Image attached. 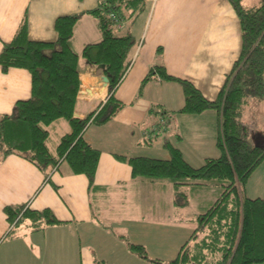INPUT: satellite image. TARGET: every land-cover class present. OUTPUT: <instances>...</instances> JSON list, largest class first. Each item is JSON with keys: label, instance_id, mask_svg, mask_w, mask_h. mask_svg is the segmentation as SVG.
<instances>
[{"label": "crops", "instance_id": "obj_1", "mask_svg": "<svg viewBox=\"0 0 264 264\" xmlns=\"http://www.w3.org/2000/svg\"><path fill=\"white\" fill-rule=\"evenodd\" d=\"M260 1L241 0V4L253 8ZM97 5L98 0H0V52L23 18L30 40L52 42L56 38L55 20L79 14L72 46L80 53L85 45L101 40L96 19L87 13ZM115 33L130 35L134 43L125 74L114 90V97L124 106L107 122L88 124L84 132V138L100 151L93 185L89 188L87 177L71 173L64 161L58 168L44 172L16 154L2 158L0 264H151L149 254L157 252L159 245L147 242L160 241L159 229L170 227V221H153L151 229L143 220L146 214L158 219L176 215L180 204L177 205L175 189L169 182L132 177L130 166L113 154L151 158L158 154V159H167L168 142L194 167L219 155L216 110L178 112L184 102L178 82L161 80L157 75L143 84L142 81L153 66L163 65L167 74L187 80L205 99L214 101L241 50L240 23L229 0H140L136 10L121 20ZM79 70L74 116L84 119L95 114L108 98V82L103 81L100 68L83 58L79 60ZM30 88L31 78L26 69L10 68L3 72L0 67V115L12 113L16 101L28 99ZM259 101L249 99L241 114L247 139L250 141L252 136L255 144L260 136L264 137V125H259L256 118V112H264V99ZM63 121L57 120L47 128V146L54 156L60 138L70 131L69 123L65 121L64 126ZM136 146L144 147V153L131 155L130 152H138ZM201 187L206 185H184L179 192L184 194L188 189L191 195ZM112 199L139 205L145 199L151 202L145 211L132 206L115 209L112 214ZM188 205L187 200L182 206ZM6 206L49 209L62 223L35 225L27 218L12 226L3 212ZM209 206H198L203 210L200 213ZM196 214L186 221L192 227L185 229L189 232L184 242L195 228ZM129 243L143 245L148 259L134 253ZM172 252L176 250L173 248Z\"/></svg>", "mask_w": 264, "mask_h": 264}, {"label": "trees", "instance_id": "obj_2", "mask_svg": "<svg viewBox=\"0 0 264 264\" xmlns=\"http://www.w3.org/2000/svg\"><path fill=\"white\" fill-rule=\"evenodd\" d=\"M138 1L98 0L97 7L87 13L96 19L101 40L85 45L80 53L72 46L79 14L55 20L56 38L52 42L30 40L23 18L13 38L3 44L0 67L3 72L10 68L26 69L31 78L30 97L16 101L12 113L0 115V160L16 154L44 172L58 168L64 161L71 173L87 177L89 188L93 185L100 151L84 138V132L88 124H103L124 106L114 97V90L125 74L134 43L130 35L115 33L110 15L123 20L136 10ZM229 2L239 19L241 50L214 101L205 99L187 80L167 74L163 65L153 66L142 81L143 84L157 75L161 80L178 82L184 95L178 112L216 110L219 155L194 167L168 142L167 159L113 154L130 166L132 177L169 182L178 197H185L179 192L184 185L215 184L221 188L213 203L195 217V228L172 260L148 259L143 245L129 243L134 253L151 264L264 263V198H249L244 192L249 175L264 158V137L260 136L258 143L252 145L241 122L247 101L264 99V0L253 8L243 7L241 0ZM80 58L93 66L104 64L101 70L108 79L109 92L99 110L84 119L74 116ZM60 119L69 123L70 131L60 138L54 156L47 146V128ZM3 212L12 226L27 218L35 225L62 223L49 209L6 206Z\"/></svg>", "mask_w": 264, "mask_h": 264}, {"label": "rangeland", "instance_id": "obj_3", "mask_svg": "<svg viewBox=\"0 0 264 264\" xmlns=\"http://www.w3.org/2000/svg\"><path fill=\"white\" fill-rule=\"evenodd\" d=\"M253 100L259 101V99H256V98H253ZM261 106L264 107V104L261 103ZM256 118L258 122H260L259 125H264V112L262 111L256 112ZM63 122H64L63 123L64 126H67L66 122L65 121ZM92 128H95V126ZM251 139L253 140L252 136L250 138V143L254 145L255 143L252 142ZM50 148H52L51 145H50ZM142 148L144 147L136 146L135 149L138 152L136 153L130 152L131 155H139V154L144 153V151H142ZM153 155L154 156L152 157L161 158L158 154H153ZM220 189H221L220 187H217L213 184H207L206 187H201L198 191H195L196 193L193 191L191 195L187 193L188 189H186L185 192H183L184 194H186V197H182V195H179L181 197H178L176 195V202L178 201V203L180 204V203L185 202V200L186 201L188 200L189 205L185 207L180 204L179 208L176 207V215H171V216L164 215V216H160L159 219L157 217L152 218L150 216H147V214L145 215L143 222L145 223L147 227L151 229H152V224H154V222L159 223V221L162 220L161 223H167L168 221H170V227L166 226L164 228L159 229L160 234L157 236V239L160 241L147 242L149 245H154V244L159 245V247L157 248L155 247L157 249L156 250L157 252H155L154 254H149V255H152L151 256L152 260H155V259H159V260H162V259L169 260L170 259L171 260L175 258L176 253L180 249L181 243L182 242L184 243V239L185 237H187V233L189 232V231L184 232L185 229L192 227V225H187L188 223L186 221L191 218L193 219L196 213H200L201 211H203L201 210L200 207L205 208L207 206V203L208 205L209 204L211 205V203L219 195L221 191ZM244 192H245V195L249 198H264V158L261 161V163L258 165V167L249 175L246 181V184L244 186ZM115 193L116 191L114 193H111L112 197H114ZM148 202H151V200L145 199L143 202H139L142 205L141 206L139 204H128V203L123 202L122 200L112 199V202H110L109 204V208L111 209L112 214L115 209L121 210V209H125L126 207L128 209H132L135 206L138 207L139 209L140 207H143L145 211L147 209ZM173 218H175L174 224L172 222ZM159 224L157 225L160 226ZM165 225H169V224H165ZM173 225H174V229H172ZM151 236L152 238H154L155 234L153 233ZM173 248L176 250V252L174 253L172 252ZM172 256L173 258H171ZM259 264H264V263H259Z\"/></svg>", "mask_w": 264, "mask_h": 264}, {"label": "built area", "instance_id": "obj_4", "mask_svg": "<svg viewBox=\"0 0 264 264\" xmlns=\"http://www.w3.org/2000/svg\"><path fill=\"white\" fill-rule=\"evenodd\" d=\"M110 18L113 19V26H112V28H113V30L115 31V29L118 27V25H119V23L121 22V20H119L118 18H116L115 15L112 14V13H111V15H110Z\"/></svg>", "mask_w": 264, "mask_h": 264}, {"label": "water", "instance_id": "obj_5", "mask_svg": "<svg viewBox=\"0 0 264 264\" xmlns=\"http://www.w3.org/2000/svg\"><path fill=\"white\" fill-rule=\"evenodd\" d=\"M97 67L100 68V69H103V68H104V64H99ZM102 79H103V81H104L105 83L108 82V79H107L106 76H103Z\"/></svg>", "mask_w": 264, "mask_h": 264}]
</instances>
